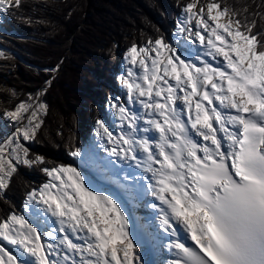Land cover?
<instances>
[{"label": "snow or ice", "instance_id": "1", "mask_svg": "<svg viewBox=\"0 0 264 264\" xmlns=\"http://www.w3.org/2000/svg\"><path fill=\"white\" fill-rule=\"evenodd\" d=\"M22 6L0 0V17ZM178 7L171 40L126 50L114 127L98 119L88 143L68 137L76 164L27 147L48 112L39 94L0 112L14 125L0 199L21 166L48 178L0 217V264H149L146 248L166 254L155 264H264V0Z\"/></svg>", "mask_w": 264, "mask_h": 264}, {"label": "trees", "instance_id": "2", "mask_svg": "<svg viewBox=\"0 0 264 264\" xmlns=\"http://www.w3.org/2000/svg\"><path fill=\"white\" fill-rule=\"evenodd\" d=\"M187 2L22 0L21 8L0 17V51L5 53L0 58V112L26 100L29 93L39 94L48 106L40 136L27 145L32 155L66 164L69 136L82 145L91 141L96 121L108 123L109 109L104 110L103 103L116 97L112 87L124 69L126 50L149 37L171 40L178 5ZM228 3L239 7L252 0ZM57 65L58 71H47ZM13 131V124L0 119V139ZM47 179L38 168L21 166L0 199V217L13 208L22 211L25 192Z\"/></svg>", "mask_w": 264, "mask_h": 264}, {"label": "rangeland", "instance_id": "3", "mask_svg": "<svg viewBox=\"0 0 264 264\" xmlns=\"http://www.w3.org/2000/svg\"><path fill=\"white\" fill-rule=\"evenodd\" d=\"M180 48H181V51L182 52L185 49L188 50L187 52H184L185 55H187L190 52H193L194 51V48L191 47L188 44H181ZM112 89H113V92L115 93L116 97H120V98L123 99V97H124V91L122 90L120 84L118 83V80L117 81H114V87H112ZM103 107H104V110H105V108L108 107V105H106L105 103H103ZM107 121H108V123L107 122L106 123L109 125L110 128L114 127L113 117H112V114L109 111H108ZM92 139H93V137H92ZM65 163H66V165H72V164H76V161H74L71 157H69L68 159L65 160ZM44 227H45L44 224H40V228L41 229H44Z\"/></svg>", "mask_w": 264, "mask_h": 264}, {"label": "bare ground", "instance_id": "4", "mask_svg": "<svg viewBox=\"0 0 264 264\" xmlns=\"http://www.w3.org/2000/svg\"><path fill=\"white\" fill-rule=\"evenodd\" d=\"M145 213L143 212V210H138V215H144ZM181 236H182V238H183V234H181ZM151 252L146 248V250H145V256H144V258H145V260L146 261H148L149 262V254H150ZM164 256V259L166 258V254H163Z\"/></svg>", "mask_w": 264, "mask_h": 264}]
</instances>
